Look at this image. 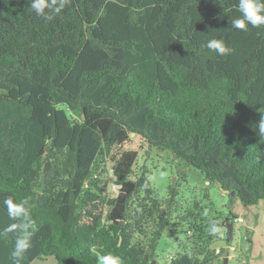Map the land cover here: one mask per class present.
Returning <instances> with one entry per match:
<instances>
[{"label":"trees","instance_id":"trees-1","mask_svg":"<svg viewBox=\"0 0 264 264\" xmlns=\"http://www.w3.org/2000/svg\"><path fill=\"white\" fill-rule=\"evenodd\" d=\"M31 2L0 0V264H13L17 232L2 233L19 223L7 197L29 199L35 221L21 264H98V253L156 264L178 193L162 203L144 173L130 179L132 138L233 192L230 208L264 202V26L234 29L236 0H71L51 20ZM102 158L115 197L95 175Z\"/></svg>","mask_w":264,"mask_h":264},{"label":"rangeland","instance_id":"rangeland-1","mask_svg":"<svg viewBox=\"0 0 264 264\" xmlns=\"http://www.w3.org/2000/svg\"><path fill=\"white\" fill-rule=\"evenodd\" d=\"M73 117L79 119V113ZM128 150L137 152L130 179L144 173L155 198L162 203L169 196L170 186H174L178 193L174 211L167 216L168 225L157 246L156 264H168L179 254H190L202 261L207 252L213 253L214 258L206 264H222L227 248V223H232V238L226 264H264V202L243 207L236 201L230 208L231 199L217 184L206 182L199 171L176 159L168 150L149 146L135 138H132ZM95 169V175L102 181L104 195L115 197L118 187L112 164L102 158ZM229 212L236 216L233 221H226ZM212 224L219 231L211 232ZM194 227H200L201 233ZM52 261L47 259L45 264H53Z\"/></svg>","mask_w":264,"mask_h":264},{"label":"clouds","instance_id":"clouds-1","mask_svg":"<svg viewBox=\"0 0 264 264\" xmlns=\"http://www.w3.org/2000/svg\"><path fill=\"white\" fill-rule=\"evenodd\" d=\"M70 4L71 0H32L30 8L37 16L51 20L53 16L50 13L58 14ZM235 7L239 15L232 20L234 29L247 31L249 25L253 28L264 26V0H236ZM207 48L219 56H226L232 52V49L226 46L222 40L217 39L209 40ZM256 130L260 137H264V116H261ZM29 203L27 198L14 202L11 197H7L3 201L9 218L19 222L8 225L2 233L17 232L14 249L10 253L13 264H21L25 253L31 247V235L35 228V221L32 219ZM210 231L215 233L219 229L215 224H212ZM98 255L100 264H122L121 258L111 253L103 255L98 253Z\"/></svg>","mask_w":264,"mask_h":264},{"label":"water","instance_id":"water-1","mask_svg":"<svg viewBox=\"0 0 264 264\" xmlns=\"http://www.w3.org/2000/svg\"><path fill=\"white\" fill-rule=\"evenodd\" d=\"M82 119H84L83 115H82ZM132 136H133V135H132ZM67 149H69V147H68ZM48 164H49V162L46 161V163H45V165H44V173H46V171H47ZM217 185H218L219 188H220V184H217ZM220 190L222 191V193H224V194H226V195H231V196L234 195L233 192L229 193L227 190H223L222 188H220ZM231 238H232V223H227V224L225 225V242H226V244H227V248L225 249V251H224V253H223L224 258H223V263H222V264H226V262H227V257H226V256H227V254H228V245H229V243H230V241H231ZM152 264H154V262H153Z\"/></svg>","mask_w":264,"mask_h":264},{"label":"crops","instance_id":"crops-1","mask_svg":"<svg viewBox=\"0 0 264 264\" xmlns=\"http://www.w3.org/2000/svg\"><path fill=\"white\" fill-rule=\"evenodd\" d=\"M47 259L53 260L52 262H53V264H55V261H54L53 258L49 257V258H47ZM47 259H45V260H39V259H37V260H34V261L32 262V264H41V263H42V264H45V261H46Z\"/></svg>","mask_w":264,"mask_h":264}]
</instances>
